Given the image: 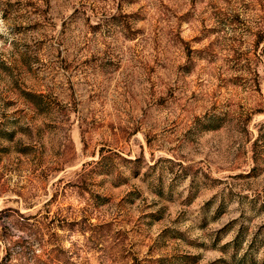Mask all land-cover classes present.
<instances>
[{
    "label": "rangeland",
    "instance_id": "rangeland-1",
    "mask_svg": "<svg viewBox=\"0 0 264 264\" xmlns=\"http://www.w3.org/2000/svg\"><path fill=\"white\" fill-rule=\"evenodd\" d=\"M0 264H264V0H0Z\"/></svg>",
    "mask_w": 264,
    "mask_h": 264
}]
</instances>
